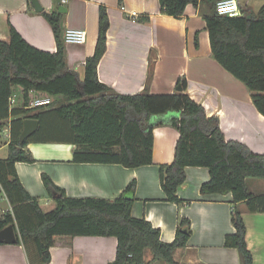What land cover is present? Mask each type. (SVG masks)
<instances>
[{"label":"trees","instance_id":"1","mask_svg":"<svg viewBox=\"0 0 264 264\" xmlns=\"http://www.w3.org/2000/svg\"><path fill=\"white\" fill-rule=\"evenodd\" d=\"M31 3V0H28ZM202 0H159L162 14L180 18L188 4L196 8ZM209 11L202 14L204 30L209 34L212 57L243 82L252 101L264 115V3L253 11L239 1L237 16L217 12V0H205ZM42 14L50 23L57 50L50 52L34 47L9 23V39L0 40V126L10 127L8 156L0 158V184L10 208L0 214V230L13 225L17 244L23 245L30 264H48L50 249L60 236H114L117 238L115 259L108 264H180L173 253L186 246L190 220L180 218L176 237L171 242L161 238V230L145 217L132 213L136 180L113 199L103 197H69L64 189L43 174L48 192L56 196V207L44 211L39 200L22 184L16 163L36 161L27 148L31 141H43L57 133L61 140L74 145L72 161L78 163L121 164L136 168L153 164L154 128L171 125L179 132L173 161L160 165V182L166 200L184 203L178 188L186 181L188 166L206 167L209 179L200 192L232 194L231 220L235 232L227 234L225 245L240 251L242 264H253L246 233L247 227L239 208L246 202L253 211L264 212V195H255L247 179H264V153L253 151L246 143L227 139L217 114L209 116L205 107L187 92L188 81L180 76L173 93L152 94L146 87L135 94H124L102 82L98 65L107 49L110 28L108 8L99 7L98 38L91 56L73 67L67 63L64 39V14L44 8ZM137 21L148 15H129ZM199 46V31L195 34ZM84 67L81 75L79 67ZM31 91L36 97H49L46 106L29 107ZM15 97L11 105L10 97ZM177 114L168 121L156 116ZM24 114V116H22ZM38 119L37 131L20 142L26 118ZM57 122H54V121ZM54 126H51V124ZM40 132L53 134L38 135ZM149 250L151 260H146Z\"/></svg>","mask_w":264,"mask_h":264},{"label":"crops","instance_id":"2","mask_svg":"<svg viewBox=\"0 0 264 264\" xmlns=\"http://www.w3.org/2000/svg\"><path fill=\"white\" fill-rule=\"evenodd\" d=\"M240 1L252 9L250 0ZM40 2L47 9L59 11L63 5L67 8L63 13L64 31L68 28L85 31L84 42L66 43V60L70 67L94 53L99 7L103 4L108 8L110 28L107 49L98 65L102 82L124 94H135L146 87L152 94H166L177 90L178 78L185 75L187 92L205 107L209 116L217 114L220 117L227 139L240 140L253 151L264 153V115L254 105L246 85L211 55L209 34L204 30L202 18V14L209 11L205 0L198 8L188 4L180 18L162 14L159 0ZM259 2L262 5L264 0ZM132 14L148 15L149 20H133L129 17ZM9 23L34 47L50 52L57 50L50 23L28 0H0V40L9 39ZM197 31L198 47L195 45ZM78 70L83 75L84 67L80 66ZM31 94L35 95L34 92ZM176 114L156 116L152 121H168ZM6 127L10 138V127ZM153 132V164L150 165L128 168L121 164L73 162L74 145L62 141L56 131L54 136L43 141H31L27 148L36 161L17 162L16 169L22 184L39 200L44 211L53 210L57 202L56 196L44 185L43 174L49 175L69 197L113 199L135 179L137 184L133 194L136 199L132 213L136 217H145L159 228L162 240L171 242L175 239L180 218L190 220L191 233L186 246L173 253L176 262L242 264L240 251L225 245L226 235L235 232L231 220L232 194L202 195L200 188L209 179V171L206 167L188 166L187 179L178 188L184 203L167 201L160 182V165L173 161L179 132L167 124L155 126ZM4 153L1 159L8 156V150ZM247 183L255 195H264V187H261L264 179L248 178ZM238 206L246 223V240L253 254V264H264V212L251 210L246 202H240ZM8 208L10 204L0 190V214ZM116 250L117 238L114 236H60L50 249L48 264H108L115 259ZM149 252L145 253L146 260L152 258ZM0 264L30 263L23 245L0 243ZM152 264L166 263L155 260Z\"/></svg>","mask_w":264,"mask_h":264},{"label":"built area","instance_id":"3","mask_svg":"<svg viewBox=\"0 0 264 264\" xmlns=\"http://www.w3.org/2000/svg\"><path fill=\"white\" fill-rule=\"evenodd\" d=\"M62 3H66L67 0H61ZM125 10V6H121ZM216 9L219 14L237 16L241 13L240 7L237 0H217ZM132 17L136 18V14H132ZM86 37L85 31L77 28H68L64 32V39L66 43H82ZM31 91L30 93H33ZM51 102L49 97H36L32 98L29 107H40L46 106ZM11 105H15V97H10ZM0 190L2 186L0 184Z\"/></svg>","mask_w":264,"mask_h":264},{"label":"water","instance_id":"4","mask_svg":"<svg viewBox=\"0 0 264 264\" xmlns=\"http://www.w3.org/2000/svg\"><path fill=\"white\" fill-rule=\"evenodd\" d=\"M32 4L37 12H41L44 7L42 6L40 0H32ZM67 8L63 5L59 7L60 13H65ZM177 90H181L182 87L178 85ZM39 120L35 118H26L24 120L23 131L20 135V142L23 143L27 138H29L39 127ZM1 130V126H0ZM18 233L13 225H8L2 230H0V243H17Z\"/></svg>","mask_w":264,"mask_h":264},{"label":"rangeland","instance_id":"5","mask_svg":"<svg viewBox=\"0 0 264 264\" xmlns=\"http://www.w3.org/2000/svg\"><path fill=\"white\" fill-rule=\"evenodd\" d=\"M249 5L252 6L253 11H257L263 4L261 5L259 0H250ZM32 98H36V95H33ZM22 116H24V114H22ZM54 122H57V121L55 120ZM6 126H9V121H8V124H6L5 127H3L0 130V148H1L0 149V156H3L5 154L4 151L6 152L8 150L7 149V147H8L7 142H9L10 138L8 136L9 133L7 132ZM51 126H54V124L52 123ZM50 134H53V133L52 132H49V133L40 132L38 135H44L45 136V135H50ZM260 183H262V182H260ZM261 187H264V186L261 185ZM149 253L152 256L151 252H149Z\"/></svg>","mask_w":264,"mask_h":264}]
</instances>
